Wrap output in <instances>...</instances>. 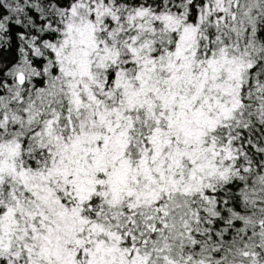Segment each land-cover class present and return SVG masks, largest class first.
<instances>
[{"label":"snow or ice","instance_id":"snow-or-ice-1","mask_svg":"<svg viewBox=\"0 0 264 264\" xmlns=\"http://www.w3.org/2000/svg\"><path fill=\"white\" fill-rule=\"evenodd\" d=\"M0 264H264V0H0Z\"/></svg>","mask_w":264,"mask_h":264}]
</instances>
